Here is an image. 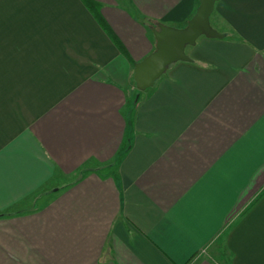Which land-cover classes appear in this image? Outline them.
<instances>
[{
  "label": "crops",
  "instance_id": "crops-1",
  "mask_svg": "<svg viewBox=\"0 0 264 264\" xmlns=\"http://www.w3.org/2000/svg\"><path fill=\"white\" fill-rule=\"evenodd\" d=\"M0 0V264H264V0Z\"/></svg>",
  "mask_w": 264,
  "mask_h": 264
},
{
  "label": "water",
  "instance_id": "water-1",
  "mask_svg": "<svg viewBox=\"0 0 264 264\" xmlns=\"http://www.w3.org/2000/svg\"><path fill=\"white\" fill-rule=\"evenodd\" d=\"M218 0H199L195 15L185 27H173L158 24L153 27L156 38L155 50L134 66V81L140 91L153 87L156 81L167 71L170 65L191 58L187 47L194 46L201 36L206 38H224L211 24V15Z\"/></svg>",
  "mask_w": 264,
  "mask_h": 264
},
{
  "label": "rangeland",
  "instance_id": "rangeland-1",
  "mask_svg": "<svg viewBox=\"0 0 264 264\" xmlns=\"http://www.w3.org/2000/svg\"><path fill=\"white\" fill-rule=\"evenodd\" d=\"M157 26V25H156ZM189 47H187V49H188Z\"/></svg>",
  "mask_w": 264,
  "mask_h": 264
}]
</instances>
